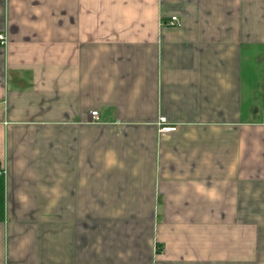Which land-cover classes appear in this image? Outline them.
<instances>
[{
  "label": "crops",
  "instance_id": "crops-1",
  "mask_svg": "<svg viewBox=\"0 0 264 264\" xmlns=\"http://www.w3.org/2000/svg\"><path fill=\"white\" fill-rule=\"evenodd\" d=\"M0 35V264H264V0H0Z\"/></svg>",
  "mask_w": 264,
  "mask_h": 264
},
{
  "label": "built area",
  "instance_id": "built-area-1",
  "mask_svg": "<svg viewBox=\"0 0 264 264\" xmlns=\"http://www.w3.org/2000/svg\"><path fill=\"white\" fill-rule=\"evenodd\" d=\"M179 24H180L179 19L177 17H173L171 19V22L169 25L175 26V25H179ZM0 41L4 44L6 41V37L4 35H0ZM98 115H99V113L97 111H94L91 113V116L93 117V119H98ZM162 121L165 122L164 119ZM164 130L165 131H172V130H174V128H165ZM4 174H5V171L0 169V176H2Z\"/></svg>",
  "mask_w": 264,
  "mask_h": 264
},
{
  "label": "trees",
  "instance_id": "trees-1",
  "mask_svg": "<svg viewBox=\"0 0 264 264\" xmlns=\"http://www.w3.org/2000/svg\"><path fill=\"white\" fill-rule=\"evenodd\" d=\"M0 195H2V190H1V194Z\"/></svg>",
  "mask_w": 264,
  "mask_h": 264
}]
</instances>
